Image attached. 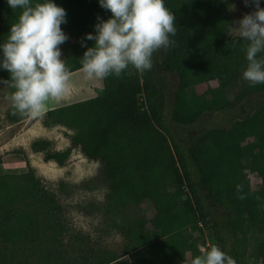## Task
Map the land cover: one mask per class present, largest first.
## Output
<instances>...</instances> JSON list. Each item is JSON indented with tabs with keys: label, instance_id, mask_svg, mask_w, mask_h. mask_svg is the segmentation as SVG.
<instances>
[{
	"label": "trees",
	"instance_id": "trees-1",
	"mask_svg": "<svg viewBox=\"0 0 264 264\" xmlns=\"http://www.w3.org/2000/svg\"><path fill=\"white\" fill-rule=\"evenodd\" d=\"M52 2L66 10L67 23L61 27L69 39L62 50L67 67L74 73L82 69L86 47L95 43L86 40V34L95 35L97 17L107 20L111 12L103 9L99 0ZM164 4L173 11L177 26L172 37L176 43L163 50L159 64L163 72L178 78L168 114H164L163 86L154 66L143 74L129 66L121 76L103 79L95 97L46 112L44 126L60 125L73 131L65 150L46 151V140H35L30 148L45 152L44 161L58 166L66 163L74 149L99 163L97 175L80 188L92 190L94 182L106 187L110 207L104 213L109 216L114 209L116 216L127 220L123 231L131 236V244L124 249V256L134 264H191L200 254L198 245H219L236 264H264V239L250 243L254 235H264V98L247 117L192 136L184 147L175 141L169 127L192 126L204 112L233 110L249 95L264 94V84L243 79L247 42L237 46L234 41L238 37L228 36L222 0H164ZM200 6L215 16L211 23L198 15L189 19L184 14L188 7L198 10ZM260 6L264 8V0ZM18 16L19 9L12 10L7 0H0V44L7 40ZM81 40L86 47L81 46ZM9 78L10 73L0 68V79ZM211 80H218L221 86L241 87L231 98L189 105L187 89ZM8 89L10 94L14 91ZM6 117L13 123L25 118L13 107ZM247 174L259 179L256 189L245 183ZM17 180L16 175L0 180V240L10 244L35 242L39 232L32 216L14 206L21 200L20 193L27 200H41L45 195L33 176H25L22 183ZM237 185H243L246 199L238 198ZM48 201L53 203L51 198ZM143 204L153 212L149 219ZM206 233L212 238L210 244L204 239Z\"/></svg>",
	"mask_w": 264,
	"mask_h": 264
},
{
	"label": "rangeland",
	"instance_id": "rangeland-1",
	"mask_svg": "<svg viewBox=\"0 0 264 264\" xmlns=\"http://www.w3.org/2000/svg\"><path fill=\"white\" fill-rule=\"evenodd\" d=\"M222 1L228 18V36L237 37L229 24H234L251 11L243 0ZM189 8L184 10L189 19L198 15V18L211 23L215 18L211 11L202 10L201 6L198 10ZM193 10H197V13ZM62 45L59 46L61 59L65 60ZM163 50L153 54V61L163 86L164 114L167 115L178 86V78L174 73L161 70L159 64ZM94 81V78L88 79L83 72L72 74L68 84L71 93L65 99L54 101L55 104L62 106L95 97L98 87ZM240 87L241 84L237 88L233 85L221 86L218 80H211L189 87L186 100L194 106L219 97L231 98ZM9 96L8 86L0 85V180L6 175H16L18 183H22L25 176H33L40 182L45 197L41 200H27L20 193L21 200L15 204V210L32 216L34 228L39 232L38 239L35 242L12 244L0 240V264H103L113 259L119 260L118 264H134L133 260L124 256V249L131 244V236L127 237L123 231L127 220L123 216H116L114 209L109 216L104 213L110 207L106 199V187L94 182L92 190L80 188L83 182L97 175L99 163L85 158L79 149L72 150L63 166L53 161L45 162V152H33L31 143L46 140L49 142L46 151H63L70 145L68 136L73 131L60 125L44 126L45 115L43 118H24L15 123L10 122L6 117L12 107ZM263 98V93L251 94L233 110L204 112L192 126L170 124L169 127L175 141L184 147L192 136L213 128L228 127L233 120L247 117ZM51 103L49 105L53 106ZM244 181L253 189L259 184V179L251 174H247ZM48 198L53 200L52 204H49ZM84 207L88 212L83 211ZM142 209L146 219L152 217L153 212L147 204H143ZM204 239L207 244L212 242L207 233ZM263 239L264 235L259 238L254 235L250 243Z\"/></svg>",
	"mask_w": 264,
	"mask_h": 264
},
{
	"label": "clouds",
	"instance_id": "clouds-1",
	"mask_svg": "<svg viewBox=\"0 0 264 264\" xmlns=\"http://www.w3.org/2000/svg\"><path fill=\"white\" fill-rule=\"evenodd\" d=\"M254 11L229 24L244 46L247 65L243 79L251 84H264V8L260 0H243ZM12 10L19 9L16 23L10 27L7 40L0 44V68L10 73L0 84L14 89L10 94L13 109L25 118H43L50 101L62 99L68 91L71 72L66 60L61 59L59 47L69 37L61 25L67 23L66 10L52 0L34 3L32 0H7ZM103 9L109 10L107 20L97 17L95 35L87 33L86 40L94 46L86 47L81 64L88 79L103 80L121 76L129 66L138 73L150 71L154 66L153 54L167 50L176 42V17L164 0H99ZM239 199L243 185H237ZM260 199V197H256ZM199 255L191 264H236V260L221 250L219 245H198Z\"/></svg>",
	"mask_w": 264,
	"mask_h": 264
},
{
	"label": "crops",
	"instance_id": "crops-1",
	"mask_svg": "<svg viewBox=\"0 0 264 264\" xmlns=\"http://www.w3.org/2000/svg\"><path fill=\"white\" fill-rule=\"evenodd\" d=\"M77 72H83V71H82V69H81V70L76 71V72H74V73H77ZM74 73H71V75L74 74ZM94 84L97 85L96 87L101 88V87H102V80H96V79H95ZM89 90H91V89H89ZM81 91H82V90H81ZM83 92H84V90H83ZM70 93H71L70 90H68L67 93L65 94V96H64L63 98L65 99ZM72 94H74V93H72ZM59 101H60V100H59ZM51 106H52V105H49L48 110H49V109H52V108H55V107H58V106H60V105H59V104H57V105L55 104V105H53L52 107H51Z\"/></svg>",
	"mask_w": 264,
	"mask_h": 264
},
{
	"label": "water",
	"instance_id": "water-1",
	"mask_svg": "<svg viewBox=\"0 0 264 264\" xmlns=\"http://www.w3.org/2000/svg\"><path fill=\"white\" fill-rule=\"evenodd\" d=\"M51 104H53V105H54V104H55V102H54V101H52V103H51Z\"/></svg>",
	"mask_w": 264,
	"mask_h": 264
}]
</instances>
